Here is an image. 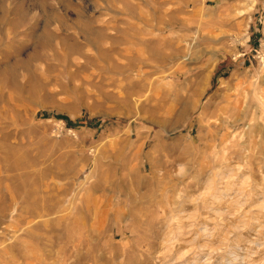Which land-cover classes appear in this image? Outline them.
Instances as JSON below:
<instances>
[{
    "label": "rangeland",
    "instance_id": "obj_1",
    "mask_svg": "<svg viewBox=\"0 0 264 264\" xmlns=\"http://www.w3.org/2000/svg\"><path fill=\"white\" fill-rule=\"evenodd\" d=\"M0 264H264V0H0Z\"/></svg>",
    "mask_w": 264,
    "mask_h": 264
},
{
    "label": "bare ground",
    "instance_id": "obj_2",
    "mask_svg": "<svg viewBox=\"0 0 264 264\" xmlns=\"http://www.w3.org/2000/svg\"><path fill=\"white\" fill-rule=\"evenodd\" d=\"M90 32V31H89Z\"/></svg>",
    "mask_w": 264,
    "mask_h": 264
}]
</instances>
